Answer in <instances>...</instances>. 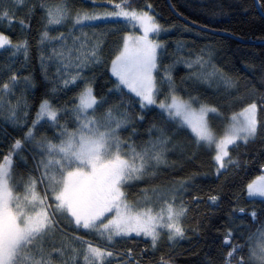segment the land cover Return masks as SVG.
<instances>
[{
  "label": "snow or ice",
  "instance_id": "1",
  "mask_svg": "<svg viewBox=\"0 0 264 264\" xmlns=\"http://www.w3.org/2000/svg\"><path fill=\"white\" fill-rule=\"evenodd\" d=\"M134 2L92 0L83 8L75 0H0V29L19 28L15 41L0 30V55L7 54L0 65V264H174L180 240L191 232L198 243L212 229L217 253L199 264H264V162L230 199L222 186L204 193L197 173L131 191L161 165L172 166L169 154L191 162L193 148L210 156L217 180L241 167L239 149L259 143L264 160V92L241 93L239 78L217 67L210 50L181 55L186 45L177 43L170 51L152 3ZM97 23L130 28L114 30L123 34L106 53L107 33L83 31ZM33 47L47 81L35 104L37 82L24 74ZM178 64L188 71L177 79ZM101 65L115 78L112 87L99 83ZM201 84L222 89V103L202 98ZM187 131L191 140L181 138Z\"/></svg>",
  "mask_w": 264,
  "mask_h": 264
},
{
  "label": "trees",
  "instance_id": "2",
  "mask_svg": "<svg viewBox=\"0 0 264 264\" xmlns=\"http://www.w3.org/2000/svg\"><path fill=\"white\" fill-rule=\"evenodd\" d=\"M149 2L152 3L160 22L168 28L167 32L161 33L160 39L168 45L170 51L175 49L177 43L186 45L181 55H187L189 52L196 54L201 49L210 50L213 55V63L217 67L239 78L241 93L245 92V88H255L258 93L264 92V81L261 79L264 75V71H262V66H264V9L257 7L255 0H149ZM144 3L145 0H135L133 6H142ZM75 4L77 7L91 8L92 0H75ZM103 7L111 9L112 6L105 3ZM103 7L98 10L102 11ZM38 18L39 11L36 19ZM36 19L33 20L32 37H36V29L39 28ZM129 28L130 26L123 23H97L94 28L85 27L83 31L90 35L93 31L107 33L105 37L107 41L105 52L107 53L108 49L114 46L113 42L118 41L123 34L122 31L114 30H129ZM0 30L5 31V34L9 35L13 41L19 36L18 26L15 30ZM58 31H66V28L61 27ZM6 60L7 54L0 55V65L4 64ZM54 71L55 65H52L49 72ZM187 71L183 64H178L173 75L178 79L186 75ZM29 72L37 82V87L32 90L30 97L31 102L35 104L47 84L41 72L35 47H33L32 60L24 74L27 75ZM97 76L100 84L107 87L113 86L112 81L115 78L111 76L107 65H101L97 69ZM125 91L127 90L125 89ZM198 92L202 98L212 103H222L223 90L218 92L216 85L201 84ZM61 95L63 96V93ZM72 95V92L68 93V96ZM238 108L239 106H236L233 110H238ZM224 111L228 113L229 110L225 107ZM260 118L264 119V114H261ZM181 138L191 140L190 131L182 134ZM144 139H147L146 135ZM193 151H197V155L191 162L182 159L178 152L169 154L167 159L172 166L161 165L155 175L146 176L137 182L131 191L138 192L142 188L170 183L190 173H197L195 183L203 187L204 193L216 194L222 186L223 193L230 199L233 193H240L244 185L261 174L260 163L264 162L259 155L261 151L259 143L249 145L246 150L243 148L237 150L246 153L241 156V167L235 171L230 169L228 173L217 180L210 156L194 148ZM245 160L248 161L246 164ZM201 213L217 225L220 224L221 221L211 215V210L203 205H201ZM187 224L191 227L192 221L189 219ZM65 230L69 235L73 232L71 227H67ZM77 234L83 235L84 233L80 231ZM188 235L191 239H182L174 246V264H199L205 253L216 255L220 238L214 229L209 232L206 238L201 237L198 243L191 232ZM86 238L98 242V238ZM139 247L143 248L144 244L141 243ZM156 255L158 257L160 253Z\"/></svg>",
  "mask_w": 264,
  "mask_h": 264
},
{
  "label": "rangeland",
  "instance_id": "3",
  "mask_svg": "<svg viewBox=\"0 0 264 264\" xmlns=\"http://www.w3.org/2000/svg\"><path fill=\"white\" fill-rule=\"evenodd\" d=\"M159 39H160V37H159ZM132 95H134V94H132ZM215 124H217V126H220V122L218 121V120H214L213 121Z\"/></svg>",
  "mask_w": 264,
  "mask_h": 264
},
{
  "label": "water",
  "instance_id": "4",
  "mask_svg": "<svg viewBox=\"0 0 264 264\" xmlns=\"http://www.w3.org/2000/svg\"><path fill=\"white\" fill-rule=\"evenodd\" d=\"M168 1V0H167ZM256 6H257V0H255ZM259 9V8H258Z\"/></svg>",
  "mask_w": 264,
  "mask_h": 264
}]
</instances>
